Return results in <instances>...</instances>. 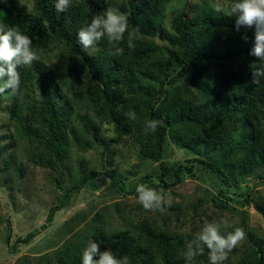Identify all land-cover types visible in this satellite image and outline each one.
I'll list each match as a JSON object with an SVG mask.
<instances>
[{
	"label": "rangeland",
	"instance_id": "obj_1",
	"mask_svg": "<svg viewBox=\"0 0 264 264\" xmlns=\"http://www.w3.org/2000/svg\"><path fill=\"white\" fill-rule=\"evenodd\" d=\"M16 2L20 7L33 10L34 0ZM232 2L163 0L157 15L145 17L143 23L149 26L150 33L136 34L138 47L127 63L130 66L126 68L124 63L122 68L119 67L122 74L116 69L114 77L110 78L115 82L114 88L122 94L121 101L129 103L132 116L139 115L136 111L141 108L144 122L141 138L121 136L117 121L100 117L94 109L93 97L99 95L105 101L101 91L104 83L88 69L93 67L94 71L100 72H112L113 69L112 66L101 67L102 40L90 55L86 52L78 54L61 41L40 51L39 60L51 79L48 86L53 92L50 96L53 100L49 106L55 104L57 109L66 108L70 113L65 130L67 140L63 157L54 155L52 159L44 142L18 132L16 122L8 115L10 101L6 99L1 103L0 264H59L65 248L71 247L82 254L88 241L92 238L101 241L103 233L107 236L124 233L137 245H142L144 240L139 230L142 223L157 232H166L174 239H183L184 254L187 243L203 224L222 220L227 221L221 225L222 232L242 227L246 233V238L228 254L224 264H242L244 261L264 264V156L253 154L252 169L241 172L242 163L248 167L245 163L249 149L255 145L251 124L239 106L222 102L216 94V81L229 64L221 60L202 61L199 75L193 78L184 75L177 82H167L163 92L160 90L167 75L171 78L185 69L182 50L171 44L184 9L191 17L204 13L229 14ZM217 4L224 12H215ZM103 6V12L119 9L127 16L131 12L127 0H104ZM92 13L84 8L80 16L81 27L90 22ZM133 28L129 25V32ZM32 70L35 74V68ZM39 84L36 74L24 103L35 111L45 106ZM131 95L137 98L138 108L132 104ZM151 102L163 113L170 106L176 109L182 104L207 105V115L203 117L215 118L211 120L215 122L219 115H225L222 121L227 124V131L216 135L222 134L224 140L220 143L209 140L206 133H200V122L189 127L181 120L176 122L167 133L163 161L169 173L162 177L161 163L153 157L155 138L148 136L153 131L146 130V122L151 120L148 115ZM36 115L33 126L40 127L46 138L48 128L43 127L44 121ZM260 117L264 133V112ZM85 122L98 127L100 140H95L91 131L84 127ZM126 126L123 124L121 128H129ZM204 161L219 165L231 183L227 185ZM180 166L183 170L178 177L176 171ZM93 170L97 171V176L91 177L80 191L71 193L67 205L48 224L51 207L63 200L66 192ZM139 183L164 190L169 203L164 205L163 211L142 207L136 193ZM173 183L176 184L167 186ZM47 224L43 229L42 226ZM9 232L12 244L30 232H36L37 236L29 244H16L18 251L11 252L7 245Z\"/></svg>",
	"mask_w": 264,
	"mask_h": 264
},
{
	"label": "trees",
	"instance_id": "obj_2",
	"mask_svg": "<svg viewBox=\"0 0 264 264\" xmlns=\"http://www.w3.org/2000/svg\"><path fill=\"white\" fill-rule=\"evenodd\" d=\"M127 1L131 9L128 15L129 25L139 27V33L143 35L150 33L149 26L144 24L143 20L147 15H157L160 12V5L163 0ZM103 4L104 0H72L71 7L63 13H59L55 10L54 0H34L33 10L20 7L17 5L16 0H7V3L0 4V20H5L10 26H16L25 34L32 37L33 47L37 50L38 55L41 50H44L55 41H61L76 53L84 54L85 51L79 44L76 36V33L82 26L80 16L83 14L84 8L89 9L90 12H93L90 17L91 21L93 16L103 12ZM175 29L177 35L171 39V44L182 50L183 55L181 60L185 69L183 72H177L171 78H167L169 76L167 75L160 85L161 92L165 90L167 82H177L184 75L189 78L199 75V65L202 61L217 62V60H221L225 64H229V67H225L222 77L216 81V94L222 102L226 101L231 104H237L240 108L239 110L244 113L247 121L251 124L253 144L255 146L249 149L247 162L245 163L248 164V167L243 163L241 164V172H249L254 163L252 155L254 154L255 156L256 153H259L260 156H264V133L263 125L260 121V116L264 112V87L251 83L252 77L249 69V65L258 59L249 55L253 46L254 27L248 28L242 26L240 31L237 32L235 16L204 13L203 15L191 17L188 11L184 9ZM245 35L248 37L247 41L242 39ZM127 41L128 34H125V40L119 45L123 47L124 52L121 55H116L114 54L115 49L107 39L102 40L100 48L102 49L103 64H101V67L105 69L107 66H112L113 69L112 72L94 71L93 67L88 69L90 74L104 83V88L101 87V91L105 101H103L102 97L96 95V97L92 98V102L95 111L100 117L107 119L109 117L117 121L121 136L133 135L141 138L144 136L143 112L140 110L141 108L136 111L139 115L132 116L131 112L133 111H131L129 103L127 105V103L121 101L120 97L122 94L114 88L115 82L110 79L114 77L112 75L116 69H119L124 63H126V68L130 66L127 63L133 58V51L138 47V41L136 37L132 40L134 45L132 48H128ZM32 68H35V74ZM18 70L21 74L18 89L14 93L9 90L6 93L0 94V105L8 99L10 101L7 107L8 115L10 119L16 122L18 132L30 139L44 142V145L50 149L49 155H51L52 159L54 155L63 157L62 152L65 149V141L67 140L65 130L68 128L67 121L69 120L70 113L66 108L57 109L55 104L49 106L50 101L53 100L50 99V96H53V92H51V87L48 86L51 79L47 68L38 59L32 65L21 67ZM120 71L122 74L123 70ZM36 74L45 105L39 111H35L27 105L24 106ZM131 97L132 104L138 108L137 98L132 95ZM207 111V105L192 106L182 104L176 109H172L170 106L163 113L159 107H156L155 103L151 102L149 104L148 115L151 120L156 119L161 121L157 130L148 134V136L151 135L155 138L153 157L161 163L163 168L162 177L169 173L163 161L167 133L176 122L181 120L183 123L185 122L187 127L200 122L202 128L200 133H206L209 140L216 143L224 140L222 134L227 131V124L222 119L224 120L225 115H219L216 121L212 122L215 118L203 117L207 115ZM36 114L42 118V122L44 121L43 127L48 128L46 138L42 136V129L40 127L33 126L37 117ZM180 116L184 118L180 119ZM116 117H118V120ZM199 118H204V120ZM123 124H127L126 127L129 128H121ZM84 127L91 131L95 140H100L98 135L99 129L95 124L85 122ZM219 133L222 134L217 137L216 135ZM74 135L77 137L75 133ZM204 162L213 171L218 173L227 185L231 183L229 177L219 165ZM182 170V166L177 169L178 177ZM187 170L191 169L188 168ZM97 174L95 170L87 173L80 182L66 192L63 200L51 207L47 218L48 224L52 223L56 213L67 205L70 194L80 191L91 177L97 176ZM161 180L164 179L161 178ZM175 184L167 186L170 187ZM48 224L43 225V229L47 228ZM139 230L144 240L142 245H137L133 239H129L124 233L111 236H107L104 233L101 234V241H99L101 242V251L110 248L119 257H127L128 264H184V254L182 253V247H184L183 239H174L166 232H157L145 223L140 225ZM36 236V232H30L25 237L18 238L16 243L12 244V235L9 232L7 235V245L11 252H17L19 249L17 245L29 244ZM66 260L72 262H67ZM80 262L81 254H78L71 247L65 248L63 259L59 260V264H80ZM196 264H209L207 249H205L203 255L197 257ZM242 264H248V262L244 261ZM251 264L255 263L252 262Z\"/></svg>",
	"mask_w": 264,
	"mask_h": 264
},
{
	"label": "clouds",
	"instance_id": "obj_3",
	"mask_svg": "<svg viewBox=\"0 0 264 264\" xmlns=\"http://www.w3.org/2000/svg\"><path fill=\"white\" fill-rule=\"evenodd\" d=\"M7 0H0V4ZM72 5V0H54L55 10L65 12ZM215 12L222 13L224 8L217 4ZM229 15L236 17V31L242 26L254 27L253 46L249 55L258 58L249 65L251 83L264 87V0H233L229 7ZM139 27L129 32L127 14L119 9H108L91 18V21L76 33L79 44L89 55L95 51V46L103 39L115 49L114 54L121 55L123 47L119 45L128 33V48L134 47L132 40L139 33ZM245 41L248 37H242ZM39 59L37 50L33 47V38L25 34L16 26H10L5 20H0V94L9 90L15 92L20 85L19 68L30 66ZM131 115V114H129ZM161 121L152 119L146 122V130L156 131ZM138 202L145 210L158 208L164 210L169 203L165 199L164 190H157L151 186L139 183L136 186ZM227 221L207 222L193 235L186 245L184 264H196L197 257L207 249L209 264H224L228 254L246 238L242 227H235L233 231L222 232L221 225ZM101 242L93 238L83 249L80 264H128L127 257H119L110 248L101 251Z\"/></svg>",
	"mask_w": 264,
	"mask_h": 264
}]
</instances>
